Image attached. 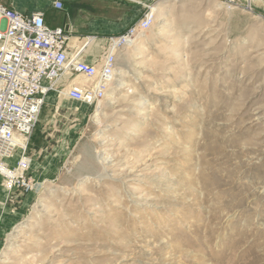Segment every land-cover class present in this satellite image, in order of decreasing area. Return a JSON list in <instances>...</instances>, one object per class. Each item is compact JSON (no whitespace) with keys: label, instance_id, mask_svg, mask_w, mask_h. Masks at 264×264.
Here are the masks:
<instances>
[{"label":"rangeland","instance_id":"1","mask_svg":"<svg viewBox=\"0 0 264 264\" xmlns=\"http://www.w3.org/2000/svg\"><path fill=\"white\" fill-rule=\"evenodd\" d=\"M229 1L151 2L101 123L78 102L44 107L26 149L43 136L40 190L0 176V264H264V0Z\"/></svg>","mask_w":264,"mask_h":264},{"label":"built area","instance_id":"2","mask_svg":"<svg viewBox=\"0 0 264 264\" xmlns=\"http://www.w3.org/2000/svg\"><path fill=\"white\" fill-rule=\"evenodd\" d=\"M52 5L61 11L64 0H52ZM155 22L154 3L145 4L139 18L123 33L108 37L97 60L87 61L86 50L95 36L73 42L64 27L47 23L45 11L18 12L0 0V176L8 174L4 177L11 187L29 193L41 188V183L28 177L27 148L17 162L20 174L8 161L20 151L19 138L29 140L48 98H67L94 111L102 107L115 81L118 55Z\"/></svg>","mask_w":264,"mask_h":264},{"label":"crops","instance_id":"3","mask_svg":"<svg viewBox=\"0 0 264 264\" xmlns=\"http://www.w3.org/2000/svg\"><path fill=\"white\" fill-rule=\"evenodd\" d=\"M132 1L135 5L130 10L125 11L121 9L122 0H72L69 4L64 3V9L61 11L53 8L52 0H10L8 6L18 12L45 11L47 23L53 27H64L71 33L73 42L80 41L88 35L95 36V40L87 48L85 54L87 61H93L97 60L105 50L108 37L123 33L142 14L144 5L155 0ZM88 4L91 5V8L80 12L79 15L76 13L72 14L69 9L70 6H79L81 8L80 5L83 7ZM60 101L65 102L71 100L63 97L50 96L46 105H55L56 102ZM45 152H48V148L45 146L43 136L34 135L30 150L33 160L37 156L39 158V154ZM27 155L29 156L28 153ZM33 160L32 162L35 161ZM39 165L41 166V164ZM2 225L0 221V234L2 231H6L4 223Z\"/></svg>","mask_w":264,"mask_h":264},{"label":"bare ground","instance_id":"4","mask_svg":"<svg viewBox=\"0 0 264 264\" xmlns=\"http://www.w3.org/2000/svg\"><path fill=\"white\" fill-rule=\"evenodd\" d=\"M155 11H156V20H157V17L158 16H160V14H161V7H159V6H156L155 7ZM145 35H143V36H140V37H138L137 38V40L134 42V44H132V46H130V48H133V50L135 49V51H138V50H140V48H142L143 47V44H141V45H138V43L140 42V41H142L145 37H144ZM116 77H118L119 76V73H118V71H116V75H115ZM116 77H115V80H116ZM115 82V81H114ZM121 84H125L124 82H121ZM100 109H102V107L100 106V107H97L96 109H95V114L93 115V117H92V120H93V122L94 123H96V124H98V123H101V110ZM27 144H28V139L27 138H25V137H22V138H19V140H18V147H17V149L18 150H20L21 152H23L26 148H27ZM100 152V151H99ZM102 154V155H101ZM97 158L101 161V163L104 165V167L105 168H107V165H108V160H109V157H105V155L103 154V153H98V156H97ZM29 164H30V167H31V165H32V160L31 159H29ZM8 165H9V163H8ZM17 169V168H16ZM15 171V170H14ZM9 172V171H8ZM17 174H20V170L19 169H17ZM3 176H5V177H7L8 176V174H6V173H3L2 174ZM10 185V184H9ZM10 188L12 189L13 187H11L10 186ZM17 231H19V229H17ZM238 252V251H237ZM238 260H240L239 261V264H254V263H258L257 262V260H258V258H251V259H246V258H242V257H240V258H238ZM237 260H235V262H236ZM233 264H234V262H233ZM259 264V263H258Z\"/></svg>","mask_w":264,"mask_h":264}]
</instances>
